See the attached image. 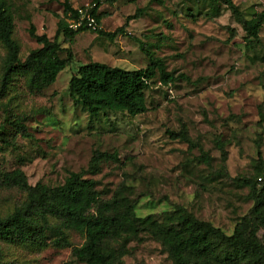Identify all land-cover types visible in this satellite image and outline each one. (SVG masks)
Segmentation results:
<instances>
[{"label":"rangeland","instance_id":"rangeland-1","mask_svg":"<svg viewBox=\"0 0 264 264\" xmlns=\"http://www.w3.org/2000/svg\"><path fill=\"white\" fill-rule=\"evenodd\" d=\"M65 0H4L14 16L13 37L24 60L40 48L29 34L54 39ZM245 17L264 9V0H234ZM92 0H72L79 9ZM126 33L114 39L94 29L66 39L58 34L62 57L72 62L40 91L15 75L0 94V172L20 168L30 184L44 191L63 184L70 172L97 182L102 199L130 197L142 226L156 229L192 214L232 235L254 216L264 184V24L257 41L230 8L210 0L103 1L101 28L114 32L128 16ZM74 24L75 19H67ZM74 28V27H73ZM144 44V49L141 47ZM146 50L181 74L170 84L152 83L149 110L91 114L76 106L70 80L81 64L99 61L126 69L145 68ZM7 48L0 42V87ZM184 135L189 140L184 138ZM96 151L115 154L98 172L90 165ZM26 194L0 180V216L11 213ZM263 232L258 237L264 242ZM72 246L13 244L0 240L10 264H83L72 256L85 236L68 232ZM126 264H174L161 242L147 237L130 243Z\"/></svg>","mask_w":264,"mask_h":264},{"label":"trees","instance_id":"trees-1","mask_svg":"<svg viewBox=\"0 0 264 264\" xmlns=\"http://www.w3.org/2000/svg\"><path fill=\"white\" fill-rule=\"evenodd\" d=\"M210 1L221 2L230 8L242 23L247 40L259 39L264 9L247 18L234 0ZM93 2L96 6L92 13L98 22L94 30L110 39L126 33L130 20L140 14L137 11L128 16L125 24L114 32L105 31L101 28L98 13L102 1L92 0L90 4ZM63 6L66 19L59 20L54 39L45 33L38 34L36 26L31 23L29 34L42 46L22 60L20 45L13 37L14 16L4 0H0V42L8 50L0 94L6 91L15 75H24L30 88L40 91L52 85L59 73L71 64V52L66 58L61 56L63 48L58 34L63 31L66 39H72L91 28L87 25L70 27L67 19H77L78 9L72 5V0H65ZM141 47L145 48L143 43ZM146 54L149 64L139 69H126L99 61L81 64L69 83L74 104L82 105L93 115L125 112L134 117L147 112V90L152 83L159 81L167 85L184 75L176 76L175 72L169 71L165 61L153 52L146 50ZM184 138L189 140L186 135ZM111 158H116V155L96 151L90 171L98 172L100 163ZM0 180L26 194L25 200L11 213L0 216V240L8 243L69 247L72 244L68 232L76 230L85 236V242L73 247L72 256L83 264H126L123 257L130 253V243L134 240L142 242L147 237L161 242L174 264H264V242L258 237V232H263L261 224H264V187L256 196L254 216L244 219L232 235H227L222 229L192 214L175 224L146 228L139 222L130 197L102 199L97 182L85 177L83 172H70L63 184L44 191L30 184L20 168L0 172ZM259 183L264 184V176L259 177ZM0 264H10L3 260L1 252Z\"/></svg>","mask_w":264,"mask_h":264},{"label":"built area","instance_id":"built-area-1","mask_svg":"<svg viewBox=\"0 0 264 264\" xmlns=\"http://www.w3.org/2000/svg\"><path fill=\"white\" fill-rule=\"evenodd\" d=\"M102 2L105 0H101ZM96 6V2L89 4L85 8L78 9V18L75 19L74 24H70V27L78 28L81 25H87L91 29H96L98 27V22L96 17L92 13V9Z\"/></svg>","mask_w":264,"mask_h":264}]
</instances>
